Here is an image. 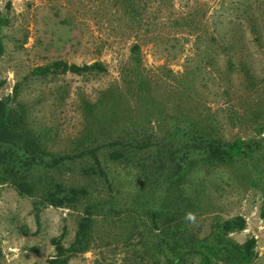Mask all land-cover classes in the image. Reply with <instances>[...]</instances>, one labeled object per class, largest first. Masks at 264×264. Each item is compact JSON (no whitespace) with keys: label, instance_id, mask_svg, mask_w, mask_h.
Returning a JSON list of instances; mask_svg holds the SVG:
<instances>
[{"label":"rangeland","instance_id":"374dc122","mask_svg":"<svg viewBox=\"0 0 264 264\" xmlns=\"http://www.w3.org/2000/svg\"><path fill=\"white\" fill-rule=\"evenodd\" d=\"M0 35V98L16 93L45 140L43 160H60L29 177L87 192L36 220L32 199L0 184L1 264H49L51 240L67 247L86 205L90 243L68 264H153L147 210L166 198L177 166L189 170L180 185L197 208L186 228L203 238L215 220L240 215L245 228L230 237L256 238L264 264V0H0ZM56 61L105 71L33 72ZM193 126L252 150L203 165L186 136ZM114 142L132 150L126 159L109 158L124 150Z\"/></svg>","mask_w":264,"mask_h":264},{"label":"trees","instance_id":"16d2710c","mask_svg":"<svg viewBox=\"0 0 264 264\" xmlns=\"http://www.w3.org/2000/svg\"><path fill=\"white\" fill-rule=\"evenodd\" d=\"M3 50L0 35V55ZM133 50H138V47L134 46ZM57 71L82 74L103 72L105 68L99 63L77 65L56 61L33 69L34 73L43 75ZM15 95L14 92L12 98H0V184H10L20 196L31 198L34 215L38 220L42 208L74 206L86 198L87 192L83 187H67L54 181L42 186L29 177L28 171L35 165L53 167L60 160L52 159L50 162L43 160V156L47 155L45 140L26 124L22 107L15 102ZM186 136L193 141V148L197 147L200 150L202 158L199 161L203 165L234 160L249 154L252 150L250 145L239 138L232 142H224L215 138L208 129L196 126L188 130ZM147 143L139 145L138 149H146ZM114 144L123 146L121 142ZM122 149L124 150L109 152V158L114 161L126 159L124 152L130 153L132 150L127 146ZM85 154L94 156V149H84ZM96 164L97 166L99 164L97 159ZM171 173L165 180V185H168L166 198L162 199L156 208L147 210L148 224L145 227L152 236L150 250L153 264H185L192 254L199 257V264H257L256 238L249 237L239 243L230 237L231 233L245 228L246 221L242 216L215 220L209 234L203 238H199L186 228V221L197 209L189 192H186L187 188L183 183L180 185L189 170L177 166ZM171 188L173 193L169 192ZM92 215L93 206L86 205L74 239L67 247L63 245L61 236L51 240L55 253L49 258V264H68L72 256L87 250L93 224ZM260 217L264 221V206ZM139 233L142 234L138 232L139 236ZM1 255L0 246V259Z\"/></svg>","mask_w":264,"mask_h":264}]
</instances>
